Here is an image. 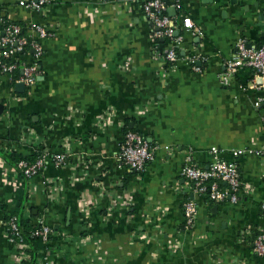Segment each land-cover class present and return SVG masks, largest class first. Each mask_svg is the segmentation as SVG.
<instances>
[{"label": "crops", "instance_id": "crops-1", "mask_svg": "<svg viewBox=\"0 0 264 264\" xmlns=\"http://www.w3.org/2000/svg\"><path fill=\"white\" fill-rule=\"evenodd\" d=\"M167 2L177 24L183 13L201 31L181 29L174 64L138 0H48L41 11L0 0V19L49 33L34 85L16 92L0 73V148L67 156L27 182L32 223L42 219L58 234L44 264H264L252 249L264 230L263 111L253 107L261 80L241 68L219 83L239 41L264 42V0ZM125 125L156 147L141 171L119 164ZM214 160L237 164L236 202L199 196L181 175L187 162ZM17 175L0 156V264L26 259L1 221V205L10 206L20 187ZM187 199L197 206L191 226Z\"/></svg>", "mask_w": 264, "mask_h": 264}, {"label": "built area", "instance_id": "built-area-1", "mask_svg": "<svg viewBox=\"0 0 264 264\" xmlns=\"http://www.w3.org/2000/svg\"><path fill=\"white\" fill-rule=\"evenodd\" d=\"M47 1L18 0V4L25 8L41 11L47 4ZM138 1L142 4L143 12L153 28V35L156 38L169 42L165 58L169 63L174 64L180 58L178 48L183 37L181 29L201 34L200 29L188 15L183 13H180L182 22L177 24L176 20L167 13L169 4L166 0ZM175 6L180 8L178 4H175ZM4 24L3 20L0 19V73L12 78L14 73L19 70L20 73L14 79L15 83L22 82L25 87H31L36 83L39 75L37 62L43 51L40 40L49 33L40 24H29L28 26H23L16 22ZM188 61L193 64L195 70H199V67L194 65L195 58L193 56L189 57ZM224 66L223 72L219 74L220 84H228L233 75L241 68L250 69L254 72L255 76L260 77L261 84L259 88L261 89V93L253 101V107L263 111L261 120L264 124V42L259 47H248L244 41H239L235 53L231 59L224 63ZM155 149L156 147H151L139 132L128 129L123 133V140L117 155L119 164L133 171H141L154 158ZM244 152L245 150H236L234 155L237 156ZM66 159L67 156L63 153L50 156L41 152L33 161L20 160L17 168L29 180L41 172L47 161L53 163L54 166H60L65 163ZM181 175L191 185L193 193L205 196L213 202H236L239 198L241 178L239 168L235 162L214 160L207 167L187 162L182 167ZM260 208L264 219V201L261 203ZM196 213L197 206L195 202L187 199L183 203L185 226L193 224ZM1 221L4 222L3 220ZM4 224L7 227L9 226L10 233L12 234L10 236L11 240L23 246V256L27 259L26 249L28 245L21 236L15 218L11 217ZM31 234L32 236L39 237L43 244L46 245L51 241L52 235L56 237L58 235L39 218L33 224ZM252 249L255 254L264 257V230H260L253 237ZM40 253L41 261L39 264H44L47 255L46 249H42Z\"/></svg>", "mask_w": 264, "mask_h": 264}, {"label": "trees", "instance_id": "trees-1", "mask_svg": "<svg viewBox=\"0 0 264 264\" xmlns=\"http://www.w3.org/2000/svg\"><path fill=\"white\" fill-rule=\"evenodd\" d=\"M2 20L5 24L9 23L6 18H2ZM19 73V70L14 73V76L11 78V85H15L14 79ZM128 129L131 128H129L128 125H125L124 130L126 131ZM41 152L42 151H35L31 152L28 156H24L15 152H7L6 150L0 148V156L5 159V161L13 165L18 174L17 179L18 181H20V187H18V191L13 198L12 204L10 206H7V204H2L1 209L3 210L4 222L8 221L11 217L15 218V221L20 229L21 236L24 238L25 242L28 245V248L26 249V254L28 255V257L27 259L22 261L21 264H39L41 258L40 251L42 249H46L47 251V247H49L48 244H43L42 240L39 237L32 236L31 234L33 229V223L31 221V218L33 217V210L32 208H30L26 211L24 205L27 196L28 178H26V176H24V174L17 168V164L20 160L33 161L41 154ZM8 232L9 236H11L12 234L10 233L9 226ZM56 238V236L52 235L50 239L53 240Z\"/></svg>", "mask_w": 264, "mask_h": 264}, {"label": "water", "instance_id": "water-1", "mask_svg": "<svg viewBox=\"0 0 264 264\" xmlns=\"http://www.w3.org/2000/svg\"><path fill=\"white\" fill-rule=\"evenodd\" d=\"M259 79H260V77H259ZM14 89H15L16 92H22L25 89V85L22 82L15 83ZM0 108H1V104H0Z\"/></svg>", "mask_w": 264, "mask_h": 264}]
</instances>
